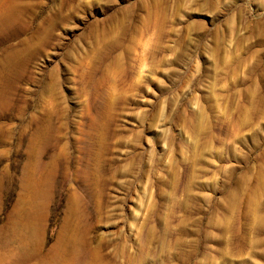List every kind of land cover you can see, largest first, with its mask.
Segmentation results:
<instances>
[{
    "label": "rangeland",
    "instance_id": "374dc122",
    "mask_svg": "<svg viewBox=\"0 0 264 264\" xmlns=\"http://www.w3.org/2000/svg\"><path fill=\"white\" fill-rule=\"evenodd\" d=\"M0 264H264V0H0Z\"/></svg>",
    "mask_w": 264,
    "mask_h": 264
},
{
    "label": "bare ground",
    "instance_id": "6f19581e",
    "mask_svg": "<svg viewBox=\"0 0 264 264\" xmlns=\"http://www.w3.org/2000/svg\"><path fill=\"white\" fill-rule=\"evenodd\" d=\"M16 11L15 10H13L12 12H11V14H10V16H15V13Z\"/></svg>",
    "mask_w": 264,
    "mask_h": 264
}]
</instances>
